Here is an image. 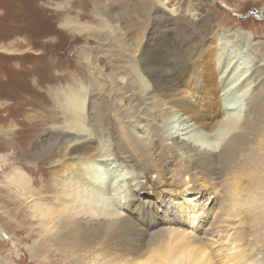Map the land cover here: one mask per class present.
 <instances>
[{"label":"bare ground","instance_id":"1","mask_svg":"<svg viewBox=\"0 0 264 264\" xmlns=\"http://www.w3.org/2000/svg\"><path fill=\"white\" fill-rule=\"evenodd\" d=\"M124 2L95 0L96 14L104 22L102 40L133 55L119 79L127 96L138 95L143 102L121 118L144 136L130 129L120 139V133L95 115L83 121L79 109L67 107L60 122H41L37 129L49 139L32 153L41 161L33 169L41 173L42 187L34 192L23 177L19 180L31 198L40 199L31 206L33 216L43 232L70 251L72 264H264V251L258 248L262 235L254 241L248 226H242L250 217L242 215L243 176L238 174L251 149L264 151L259 144L253 147L250 135L255 123L264 127V53L255 55V32L237 31L245 36L241 44L218 36L214 53L220 67L211 75L215 90L201 91L202 72L210 69L202 56L213 36L205 8L199 9L197 22L191 20L193 26L188 21L177 27L183 44L177 47L173 41L162 45L172 35V20L170 26L168 18L152 26L154 0H134L127 6ZM47 113V120L54 121L57 115ZM171 155L196 174L173 171ZM206 170L211 171L210 179L222 178L227 191L221 194L223 202L205 236L166 226L182 222V213L192 219L209 213L203 206L209 198L201 205L195 201L198 184L207 182ZM173 193L180 195L167 204L165 199ZM0 222L8 231L1 218Z\"/></svg>","mask_w":264,"mask_h":264},{"label":"rangeland","instance_id":"2","mask_svg":"<svg viewBox=\"0 0 264 264\" xmlns=\"http://www.w3.org/2000/svg\"><path fill=\"white\" fill-rule=\"evenodd\" d=\"M223 1L228 2L233 10L226 9L219 0H154L153 3L152 26L155 28L166 18L169 26L170 20L173 24L170 30L173 36H168L162 45L169 41L179 43L180 38L175 31L177 27L189 22L188 26H193L191 22H197L202 15L199 9L205 8L204 15L209 17L213 36L207 40L202 56V63L210 69L202 72L201 82L205 84L204 87L200 86L201 91L214 89L211 83L215 82L211 75L215 76L220 67L214 53L218 51L217 38L225 35L229 40H238L236 44H241L243 40L245 42V36L237 31L245 35V30L253 31L255 55L262 57L264 53V0ZM131 2L134 0H125L124 4L127 6ZM96 13L95 0H0V218L8 225L7 231L0 222V264H72L70 251L58 245L50 234L43 232L40 222L33 216L31 206H35V202L40 199L31 198V193L25 192L19 182L24 178L22 182L34 192L42 187L41 173L33 169V164L37 165L41 161L33 153L39 150L36 146L41 143L42 147V142L45 143L49 137L43 130L37 129L40 123H58L67 114L63 113L66 107L69 111L74 108L80 110L78 115L81 120L95 115L99 122L120 133L119 138L122 139V135L133 126L127 125L121 117L127 114V109L136 110L143 102L138 95L127 96L129 91H124L123 80L119 79L126 75V64L130 63L133 55L122 53L116 46L102 40L104 22ZM157 31L160 32L158 28ZM178 45L180 47L183 44ZM206 57L208 64L205 63ZM208 71H211L210 74ZM48 111L57 115L54 121L47 120ZM32 127L36 129L34 132L30 130ZM254 130L255 134L250 133L251 140L255 142L253 147L259 144L264 148V127L255 123ZM135 134L140 138L144 136L142 133ZM170 159L173 171L178 169L179 172L181 169L180 172L184 171L188 175L186 170L189 169L196 174L197 170L192 166L187 168L177 157L171 155ZM238 174L243 176L241 192L245 205H242L246 210L242 215L246 217L249 214L250 217L248 224L242 226H248L252 234L250 238L254 241L260 235L264 240V151L251 149ZM211 175V171L206 170L207 182L198 184L197 189H200L195 200L201 205L209 198L203 204L209 213L204 216L201 214L203 219H192V216L187 217L182 213L179 216L182 222L175 224L170 221L166 226L184 227L187 232L202 238L205 236L213 217L219 212L220 201L222 204V195L226 190L223 179L213 180L210 179ZM179 195H168L166 203L170 204V199H176ZM153 224L155 227L162 226ZM234 224L237 227L238 223ZM233 232L231 230L230 235ZM47 238L49 244H46ZM258 246L264 251V241Z\"/></svg>","mask_w":264,"mask_h":264}]
</instances>
